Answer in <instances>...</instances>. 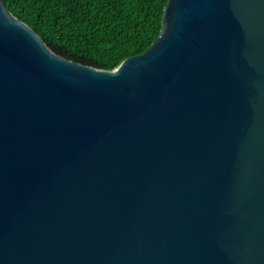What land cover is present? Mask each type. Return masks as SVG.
<instances>
[{
    "label": "water",
    "instance_id": "1",
    "mask_svg": "<svg viewBox=\"0 0 264 264\" xmlns=\"http://www.w3.org/2000/svg\"><path fill=\"white\" fill-rule=\"evenodd\" d=\"M0 264H264V0H167L113 71L0 0Z\"/></svg>",
    "mask_w": 264,
    "mask_h": 264
},
{
    "label": "trees",
    "instance_id": "2",
    "mask_svg": "<svg viewBox=\"0 0 264 264\" xmlns=\"http://www.w3.org/2000/svg\"><path fill=\"white\" fill-rule=\"evenodd\" d=\"M56 56L113 71L145 52L161 30L167 0H2Z\"/></svg>",
    "mask_w": 264,
    "mask_h": 264
}]
</instances>
